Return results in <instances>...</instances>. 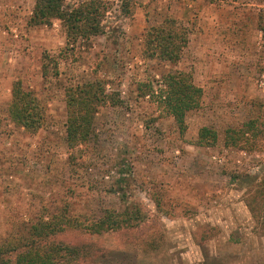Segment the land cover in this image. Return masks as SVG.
Masks as SVG:
<instances>
[{"label":"rangeland","instance_id":"374dc122","mask_svg":"<svg viewBox=\"0 0 264 264\" xmlns=\"http://www.w3.org/2000/svg\"><path fill=\"white\" fill-rule=\"evenodd\" d=\"M104 1L105 34L68 52L60 76L45 79L44 57L66 47L61 23L32 27L36 0H0V242L64 206L100 218L137 205L148 217L137 242L105 235L107 253L96 264H264V234L246 203L264 179V0ZM169 17L190 30L183 59L144 60V34ZM170 71L191 74L204 91L185 133L157 100ZM95 79L123 105L101 109L90 148L72 158L64 88ZM17 81L47 111L38 134L9 119ZM144 84L153 92L142 97ZM250 121L258 122L257 147L227 148V131ZM204 127L218 133L217 146L197 145Z\"/></svg>","mask_w":264,"mask_h":264},{"label":"trees","instance_id":"16d2710c","mask_svg":"<svg viewBox=\"0 0 264 264\" xmlns=\"http://www.w3.org/2000/svg\"><path fill=\"white\" fill-rule=\"evenodd\" d=\"M109 10L104 0H86L69 5L66 0H36L30 26L51 27L61 23L66 34V47L59 56L46 55L42 67L45 79L60 76L62 58L68 52L91 44L93 38L103 36V19ZM128 11V9L126 10ZM264 37V26H262ZM190 44V30L169 17L159 26H151L144 34L142 57L166 65H177ZM101 79L74 83L64 88L66 103V143L71 157L79 149H89L95 136L97 116L103 108L123 105L121 94L109 90ZM157 100L167 115L174 118L181 133L187 130L186 118L202 106L204 91L195 85L191 74L176 71L162 77ZM153 91L151 84L140 87L142 97ZM9 119L29 134H38L47 121V111L38 96L27 90L21 81L13 84L8 107ZM257 121H250L242 129L227 131V148L253 150L257 147ZM249 136V137H248ZM248 137V138H247ZM251 137V138H250ZM218 133L208 127L200 130L197 145L215 147ZM247 195V207L264 234V179ZM148 217L135 205L125 211L105 209L100 218L73 215L68 206L22 224L17 233L0 242V264H96L105 257L107 249L99 244L105 235L115 234L127 244L138 240ZM140 238V237H139ZM157 243V237H152Z\"/></svg>","mask_w":264,"mask_h":264}]
</instances>
